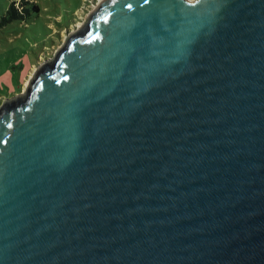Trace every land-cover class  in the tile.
Returning a JSON list of instances; mask_svg holds the SVG:
<instances>
[{"label": "water", "instance_id": "obj_1", "mask_svg": "<svg viewBox=\"0 0 264 264\" xmlns=\"http://www.w3.org/2000/svg\"><path fill=\"white\" fill-rule=\"evenodd\" d=\"M0 264H264V0H100L0 105Z\"/></svg>", "mask_w": 264, "mask_h": 264}, {"label": "rangeland", "instance_id": "obj_2", "mask_svg": "<svg viewBox=\"0 0 264 264\" xmlns=\"http://www.w3.org/2000/svg\"><path fill=\"white\" fill-rule=\"evenodd\" d=\"M12 1L0 0V105L26 88L37 65L54 54L100 0H32L39 12L1 23Z\"/></svg>", "mask_w": 264, "mask_h": 264}, {"label": "trees", "instance_id": "obj_3", "mask_svg": "<svg viewBox=\"0 0 264 264\" xmlns=\"http://www.w3.org/2000/svg\"><path fill=\"white\" fill-rule=\"evenodd\" d=\"M21 6H20V4ZM40 6L36 1L32 0H13L7 9V13L3 16L1 23H6L14 19H24L32 12H39Z\"/></svg>", "mask_w": 264, "mask_h": 264}]
</instances>
